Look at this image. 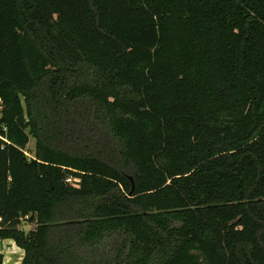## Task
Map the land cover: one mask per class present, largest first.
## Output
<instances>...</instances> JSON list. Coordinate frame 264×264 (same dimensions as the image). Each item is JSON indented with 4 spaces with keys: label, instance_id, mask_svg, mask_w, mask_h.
I'll return each mask as SVG.
<instances>
[{
    "label": "trees",
    "instance_id": "trees-1",
    "mask_svg": "<svg viewBox=\"0 0 264 264\" xmlns=\"http://www.w3.org/2000/svg\"><path fill=\"white\" fill-rule=\"evenodd\" d=\"M0 100L21 264H264V0H0Z\"/></svg>",
    "mask_w": 264,
    "mask_h": 264
},
{
    "label": "crops",
    "instance_id": "crops-1",
    "mask_svg": "<svg viewBox=\"0 0 264 264\" xmlns=\"http://www.w3.org/2000/svg\"><path fill=\"white\" fill-rule=\"evenodd\" d=\"M0 253L3 256L2 264H21L24 252L10 239L0 241Z\"/></svg>",
    "mask_w": 264,
    "mask_h": 264
},
{
    "label": "rangeland",
    "instance_id": "rangeland-1",
    "mask_svg": "<svg viewBox=\"0 0 264 264\" xmlns=\"http://www.w3.org/2000/svg\"><path fill=\"white\" fill-rule=\"evenodd\" d=\"M34 148H35V140L30 137L29 138V143L27 145V148H26V156L28 157H33V152H34ZM32 228H34V226L32 224H28L26 222H23L21 225H20V229L23 230L24 232H27L29 230H31Z\"/></svg>",
    "mask_w": 264,
    "mask_h": 264
},
{
    "label": "built area",
    "instance_id": "built-area-1",
    "mask_svg": "<svg viewBox=\"0 0 264 264\" xmlns=\"http://www.w3.org/2000/svg\"><path fill=\"white\" fill-rule=\"evenodd\" d=\"M1 104V100H0ZM65 183L73 188H79L80 187V179L78 177L74 176H67L65 178Z\"/></svg>",
    "mask_w": 264,
    "mask_h": 264
},
{
    "label": "water",
    "instance_id": "water-1",
    "mask_svg": "<svg viewBox=\"0 0 264 264\" xmlns=\"http://www.w3.org/2000/svg\"><path fill=\"white\" fill-rule=\"evenodd\" d=\"M129 180H130V182H131V192H133V189H134V183H133V181H132L131 178H129Z\"/></svg>",
    "mask_w": 264,
    "mask_h": 264
}]
</instances>
